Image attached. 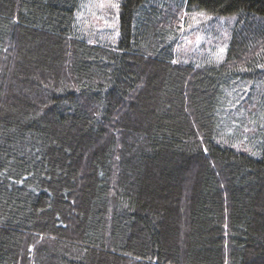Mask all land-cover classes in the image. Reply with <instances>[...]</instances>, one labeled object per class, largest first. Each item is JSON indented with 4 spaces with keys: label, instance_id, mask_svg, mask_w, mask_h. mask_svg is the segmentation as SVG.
Returning <instances> with one entry per match:
<instances>
[{
    "label": "trees",
    "instance_id": "obj_1",
    "mask_svg": "<svg viewBox=\"0 0 264 264\" xmlns=\"http://www.w3.org/2000/svg\"><path fill=\"white\" fill-rule=\"evenodd\" d=\"M90 1L0 0V264H264V0Z\"/></svg>",
    "mask_w": 264,
    "mask_h": 264
},
{
    "label": "rangeland",
    "instance_id": "obj_2",
    "mask_svg": "<svg viewBox=\"0 0 264 264\" xmlns=\"http://www.w3.org/2000/svg\"><path fill=\"white\" fill-rule=\"evenodd\" d=\"M120 1V0H119ZM118 0H91L90 6L87 8V18L85 24H91L94 27V35L98 37L107 36L110 41L113 42L114 36L118 33L115 31L118 26ZM232 18H218V17H206L205 20L195 17H189L186 19V35L182 37L181 46L179 50L180 59L185 61H196L195 57H198L201 53V47L207 48V45L211 44L214 40L210 32L221 34L222 38L218 42V46H222L225 43L227 36L231 32ZM210 22L207 26L208 31L204 28V23ZM184 28V27H183ZM204 30V32H203ZM219 51V50H218ZM191 52H194L192 54ZM216 60L218 57L216 56ZM219 61V60H218Z\"/></svg>",
    "mask_w": 264,
    "mask_h": 264
}]
</instances>
